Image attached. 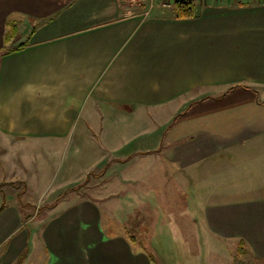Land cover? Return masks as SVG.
<instances>
[{
	"label": "crops",
	"instance_id": "1",
	"mask_svg": "<svg viewBox=\"0 0 264 264\" xmlns=\"http://www.w3.org/2000/svg\"><path fill=\"white\" fill-rule=\"evenodd\" d=\"M192 1L177 18L174 5L0 0V264H160L106 225L110 199L75 191L116 165L110 184L156 190L157 205L190 195L197 239L264 262V0ZM59 157L74 183L33 216L25 171L43 192Z\"/></svg>",
	"mask_w": 264,
	"mask_h": 264
},
{
	"label": "rangeland",
	"instance_id": "2",
	"mask_svg": "<svg viewBox=\"0 0 264 264\" xmlns=\"http://www.w3.org/2000/svg\"><path fill=\"white\" fill-rule=\"evenodd\" d=\"M120 1L130 4L125 0ZM131 5L135 6L136 4H130V6ZM140 127L141 125H134L132 128L136 130ZM147 127H151V125H148ZM158 128L159 126L155 124L154 129L149 133V135H147V138L140 136L134 140L133 145L136 146L142 144L143 147L146 145L149 146L150 143L148 141L151 140L149 139V136L151 137V135H157L156 129ZM33 159L37 160L36 157H33ZM59 161L60 157L57 159L56 164L52 165L53 168L50 174V184L45 190H43V192H41V190H36L34 184L32 185L31 181L33 178L30 180V177H32L33 174L30 173L29 169L25 171V175L28 178L26 179L29 187L27 190L28 194H26V196L29 195L32 200L37 201L39 204L35 209L30 208V213L33 214V216L37 215L38 207L41 205V203L50 201L54 199L58 193L63 192V190L60 189V187L63 185L59 184L60 181H62L64 185L74 183V181L71 182L72 179H69L71 173L69 174L64 172L61 162ZM22 169H24V166H22ZM113 171L114 179L115 177H119L121 175L119 172L120 167H118V165H116L115 170ZM96 172H98V170ZM112 177L113 176H110L107 171L102 176H97L96 178L94 177V174H92L88 180L82 183V185L80 184V186H78L75 191L80 192L82 195L90 194L99 197L105 196L107 199H110L111 201H108L103 209L104 213L109 212V220H106V225L115 227L117 229L124 228L128 230L134 235L133 238L136 245H140L142 243L149 246V248L153 251L152 255L154 260L158 261V263L231 264L233 263L234 258L237 257L245 264H262L258 262L255 256H253V254L250 252H248L245 256H237V245L234 246L231 243L227 245H218L220 242L216 244L213 241L212 248L210 249L208 236L206 237L203 235L201 240L197 239L198 237H196L195 231L189 225L188 220L185 221L187 216L185 212L189 210L188 216H190L191 212L193 211L192 205L190 203L189 192L186 191L187 195H189L187 198H185V196L177 198L173 196V198H171V196L169 203L157 205L156 203L153 204L155 198L152 197L156 190H150L147 194L145 193L146 195L144 197L137 196L141 190H128L124 189L122 186L120 187V185L115 187L113 183L110 184V181L114 180ZM68 180H70V182H68ZM168 185L169 183L166 185V187H168ZM127 197L131 200L127 202H130V207L127 205V207L125 206ZM158 198L162 200L164 196L160 195ZM187 202L189 203V207L186 209ZM165 205H168L169 208H162ZM196 214L198 216L197 211ZM41 215L42 214L40 213L39 216L36 217V220L41 219ZM155 220H158L157 224L152 222ZM152 224L155 226L154 232L156 231V234L153 236L150 235ZM205 242L207 243L206 245ZM163 245L170 248L172 251L165 252L163 250ZM225 250H227V252ZM161 259L164 260V262Z\"/></svg>",
	"mask_w": 264,
	"mask_h": 264
},
{
	"label": "trees",
	"instance_id": "3",
	"mask_svg": "<svg viewBox=\"0 0 264 264\" xmlns=\"http://www.w3.org/2000/svg\"><path fill=\"white\" fill-rule=\"evenodd\" d=\"M174 13L177 18H191L194 16V3L192 0H176L174 2ZM10 34L15 32V27L9 30ZM177 119V116L171 121L169 126H171ZM102 173V172H101ZM237 256H245L249 252L242 244H239L237 249ZM264 263L263 261H259ZM232 264H245L239 258L235 257Z\"/></svg>",
	"mask_w": 264,
	"mask_h": 264
},
{
	"label": "built area",
	"instance_id": "4",
	"mask_svg": "<svg viewBox=\"0 0 264 264\" xmlns=\"http://www.w3.org/2000/svg\"><path fill=\"white\" fill-rule=\"evenodd\" d=\"M125 1L130 4L143 6L142 14L143 16H147L154 7L159 5L161 7L170 8L174 5L173 3L176 0H125Z\"/></svg>",
	"mask_w": 264,
	"mask_h": 264
}]
</instances>
